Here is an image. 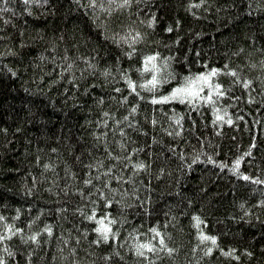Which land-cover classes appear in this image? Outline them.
Instances as JSON below:
<instances>
[{"label": "trees", "instance_id": "1", "mask_svg": "<svg viewBox=\"0 0 264 264\" xmlns=\"http://www.w3.org/2000/svg\"><path fill=\"white\" fill-rule=\"evenodd\" d=\"M0 237L4 264H264V0H0Z\"/></svg>", "mask_w": 264, "mask_h": 264}, {"label": "snow or ice", "instance_id": "2", "mask_svg": "<svg viewBox=\"0 0 264 264\" xmlns=\"http://www.w3.org/2000/svg\"><path fill=\"white\" fill-rule=\"evenodd\" d=\"M130 0H121V3L122 4H127L129 3ZM92 3L95 4L96 3V0H92ZM148 23H154V20H149ZM168 31H171V28L167 29ZM131 53H129L130 55ZM154 57L152 56H149V57H145V60H152ZM230 71H232L233 73L235 72L234 69H229ZM218 71V69L216 68H213L212 69V73H216ZM197 77L201 80V81H206L208 79L207 76H205L204 73H198L197 74ZM125 79H128L127 77H125ZM145 83H149V82H145ZM150 83H156V77L153 76L152 78V81ZM247 84H251L252 82L249 80L246 82ZM129 86L132 88L133 91H136V87H135V82L134 81H131L129 80ZM221 87L220 85H217V88ZM117 91H119V89H117ZM197 91H198V83H197V79H194V78H187V83L184 84V85H178L176 88H173L172 91L168 94V96H160V97H153V100H166V99H175V98H178L180 96H183V98L187 99L189 94L191 95H196L197 94ZM223 94V93H221ZM124 99H127L126 97ZM251 99V98H250ZM229 123H231L232 121L229 120L228 121ZM121 131H123V129H121ZM133 151H135V149H133ZM117 159H119V157H117ZM236 164L239 163V160L235 161ZM135 167L137 169H142V168H145L146 165L143 163V162H139L135 165ZM110 171V169H109ZM86 184H90L91 183V180H85L84 181ZM108 203H112V201H108ZM89 218H93V217H89ZM19 231V230H18ZM48 232H51L52 229L51 228H48L47 229ZM97 232L101 233V239L102 240H107L109 237H108V233L111 232V228L109 225H104L103 228H97L96 229ZM33 240L36 239V236L33 235L31 237ZM205 239H209L213 242L216 241L217 237L216 236H204ZM0 239H3V237H0ZM101 239H97L96 243H100L101 242ZM160 245L162 247H164L167 251L171 252L173 251L172 249H168L167 248V245L165 244V241H164V238L163 236L160 237ZM145 248H152L153 250L154 249V246L152 244H145L144 245ZM209 253H211L212 249L209 248L207 250ZM235 250L234 249H229L228 252L225 253V255H229L231 254L232 252H234ZM247 251V249L245 250ZM137 252L141 253V254H145L142 252L141 248H137ZM236 259H239V256L236 257ZM0 264H4V260L2 257H0Z\"/></svg>", "mask_w": 264, "mask_h": 264}]
</instances>
